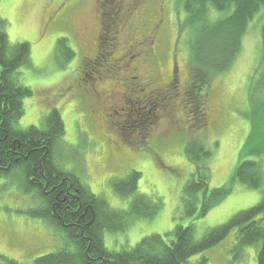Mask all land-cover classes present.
Masks as SVG:
<instances>
[{
  "label": "rangeland",
  "instance_id": "374dc122",
  "mask_svg": "<svg viewBox=\"0 0 264 264\" xmlns=\"http://www.w3.org/2000/svg\"><path fill=\"white\" fill-rule=\"evenodd\" d=\"M259 14L249 23L231 68L204 76L203 91L194 90L202 94L197 106H202L205 130L200 137L212 150L207 197L217 189H230L201 216L206 202L221 197L217 193L205 200L201 191L195 201L183 200L184 187L196 174L185 148L197 140L199 133L193 134L192 125L199 107L193 108L188 94H193V32L185 26L182 0H0V18L10 42H27L32 48L31 65L17 75L32 96L23 100L24 115L16 127L44 129L47 115L58 109L66 133L54 158L63 170L80 177L111 210L125 213L130 212L133 196L116 193L112 181L137 171V195L161 204L154 217L134 218L121 231L102 233L108 250L132 249L154 235L170 243V232L177 226L194 225L195 239L201 240L262 200L264 15ZM62 39L72 52L69 61L66 50L57 56ZM129 90L132 97L121 105L116 96ZM115 105L118 112L123 108L119 115ZM144 126L147 131L138 133ZM245 161L261 165V190L235 180L237 167ZM21 178L16 173L0 178V264H36L64 243L62 234L31 218L30 212L41 203L34 194L21 191ZM237 232L233 229L222 243L191 257L189 264L203 257L209 264H257L261 245L236 255Z\"/></svg>",
  "mask_w": 264,
  "mask_h": 264
},
{
  "label": "trees",
  "instance_id": "16d2710c",
  "mask_svg": "<svg viewBox=\"0 0 264 264\" xmlns=\"http://www.w3.org/2000/svg\"><path fill=\"white\" fill-rule=\"evenodd\" d=\"M182 3L186 14L185 26L193 32L190 40L193 94L190 91L188 94L193 98L192 107L196 110L202 94L194 90L203 91L200 86L206 84L204 76L225 73L231 68L239 57L249 23L264 10V0H182ZM6 29L5 20L0 18V178L15 173L21 176V191L34 194L41 203L30 212L31 218L42 220L55 233L62 234L64 241L54 253L38 258L36 264H189L191 257L219 245L233 229L238 230L235 254L240 255L248 246L261 245L257 264H264V193L259 204L239 212L225 225L209 230L201 240L195 239L194 225L177 226L170 232L174 237L170 243L154 235L132 249L108 250L102 233L121 231L134 218L154 217L160 212L161 204L148 196L137 195L136 184L141 175L137 171H132L125 179L112 181L116 193L133 196L130 212L125 213L111 210L106 201L93 194L80 177L63 170L54 158L66 133L58 109H52L47 115L44 129L16 127L24 115L23 100L32 96V91L17 80L18 70L31 65L32 48L27 42L12 44ZM66 43V39L58 42L57 56L65 54L66 50L70 54L66 57L69 61L72 52ZM262 44L264 52V26ZM201 107L192 125L193 134L199 133L198 137L195 136L197 140L189 141L185 148L188 159L195 165L196 174L184 187L183 200L186 203L195 201V195L201 191H205V200L211 197L213 200L219 193L221 198L204 204L201 211V216H204L210 206L215 205L213 203L230 193V189H217L207 197L206 173L212 150L200 137L205 130ZM147 129L148 126H144L135 132L144 134ZM262 174L258 162L245 161L237 167L235 180L253 190H261ZM195 213L194 209L189 216ZM208 262V258L203 257L195 264ZM8 264L20 263L9 260Z\"/></svg>",
  "mask_w": 264,
  "mask_h": 264
},
{
  "label": "flooded vegetation",
  "instance_id": "af4514ba",
  "mask_svg": "<svg viewBox=\"0 0 264 264\" xmlns=\"http://www.w3.org/2000/svg\"><path fill=\"white\" fill-rule=\"evenodd\" d=\"M130 81H132V78H130ZM95 88H96V86H95ZM144 92V91H143ZM94 93H95V96L97 97V94H98V92H97V90H94ZM132 95H133V91L132 90H129L128 92H126V93H119V95H117L116 96V98H118V99H121L122 100V102L121 101H119V103L122 105L123 103L125 104V100L127 99V96H128V98H130V97H132ZM151 95V94H150ZM112 96L114 97L115 96V93H113L112 94ZM144 95L142 94V97H143ZM98 98V97H97ZM146 96L144 97V99L146 100ZM99 99V98H98ZM100 100V99H99ZM139 99H137V103H139V101H138ZM141 100H142V98H141ZM142 102L144 103V101L142 100ZM116 109H118L117 108V106L115 105L114 106V110H115V113H116V115H117V111L118 110H116ZM119 125H121L120 123H119Z\"/></svg>",
  "mask_w": 264,
  "mask_h": 264
}]
</instances>
